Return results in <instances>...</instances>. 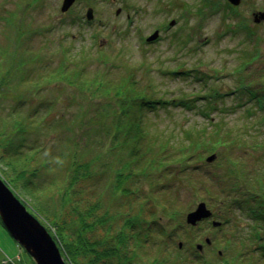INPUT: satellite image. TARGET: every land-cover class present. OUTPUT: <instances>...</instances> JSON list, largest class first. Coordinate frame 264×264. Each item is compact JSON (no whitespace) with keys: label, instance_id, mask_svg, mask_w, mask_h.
Wrapping results in <instances>:
<instances>
[{"label":"rangeland","instance_id":"obj_1","mask_svg":"<svg viewBox=\"0 0 264 264\" xmlns=\"http://www.w3.org/2000/svg\"><path fill=\"white\" fill-rule=\"evenodd\" d=\"M61 1L0 0V87L6 85L0 88V154L8 158L18 148L22 152H28L27 146L36 148V158L28 168L29 172L36 168V174L30 178L38 187L42 204L60 221L70 222L72 218L66 213L69 204H61L69 147L76 150L80 162L92 161L99 150H107L118 103L126 98L123 91L117 95L116 86L92 92L94 82L87 86L75 83L74 71L67 74L68 80L51 79L48 73L53 74L63 65V55L75 54L78 69L83 68L82 72L90 77L104 74L109 83L133 73L138 88L157 101L143 107L141 124L150 138L163 143L161 153H175L186 130L219 122L223 132L220 135L230 131L240 143L232 154L244 155L246 161L254 158L255 153L246 145L264 139V22L253 24L252 13L264 10V0H242L237 8L228 7L225 0H77L64 13L59 9ZM88 7L93 11L90 21L84 17ZM171 20L175 23L169 26ZM156 29L157 39L145 42ZM46 76L47 80H40ZM209 88L223 97L216 98L215 109L205 114L199 107L205 103L202 94ZM187 99L191 101L189 105L182 106ZM192 132L196 135L195 131L188 133ZM2 140L10 143L7 152ZM187 144L190 143L184 141L183 146ZM229 146L225 150L217 147L214 152H202L200 147L192 146L187 153L193 152L195 159L187 166V154H179L172 156V162L147 165V176L136 168L135 174L127 171L124 175L131 176L122 186L132 190L133 195L117 190L111 197L116 171H110L102 175V180L76 185L77 191L83 187L85 192H77L75 199L86 208L91 199L101 196L109 213L121 201L123 213L131 204L133 215L140 212L145 221L155 220L144 232L145 247L141 245L140 250L151 252L150 258L154 248L161 246L178 256L174 264H213L219 249L213 247L212 241L222 231L212 227L210 219L196 227L188 226L192 232L187 234L177 223L182 220L185 225L186 212L201 201L212 211L213 219L229 217L209 197L207 186L198 190L186 184V179L218 171V153L227 156ZM260 152L264 150L255 155ZM210 154L216 158L206 162ZM112 155L113 152L101 153L94 167L101 168L104 161L117 166ZM93 184H97L96 190L89 188ZM135 190L139 192L137 197ZM20 193L24 195L22 190ZM170 204L169 211L178 213L176 219L168 217ZM96 216L91 213L88 221H94ZM235 218L241 223L248 220L231 213L230 219ZM68 224L66 230L71 229ZM142 225L148 228V224ZM100 228L97 225V232L90 236H101ZM171 230L174 237L169 241L164 234ZM178 242L182 243L180 248ZM196 244L202 245L200 251ZM110 246L111 242L104 247ZM2 257L15 264H34L0 222ZM106 259L110 260L104 262ZM98 264L116 263L111 255Z\"/></svg>","mask_w":264,"mask_h":264},{"label":"trees","instance_id":"obj_2","mask_svg":"<svg viewBox=\"0 0 264 264\" xmlns=\"http://www.w3.org/2000/svg\"><path fill=\"white\" fill-rule=\"evenodd\" d=\"M71 54L63 55V59H65L63 65L53 72L54 75L48 73L51 79L68 80L69 76L67 74L74 71L75 75H72V80L77 84H86V86L88 83L94 82L96 85L92 90L94 93L101 92L109 86H116L117 95H120L121 91L126 95V98L118 103L120 106L119 112L115 115L114 131L108 139V148L103 152L98 151L106 155L113 152L112 157L114 156L113 159L116 161L117 166L104 161L101 168H95L94 162L100 157L101 153L97 152L93 155L94 159L92 161L80 162L76 150L73 152L72 145L71 148L69 147L66 154L68 159L67 176L63 187V195L61 196V204L64 206L69 204L70 207H68L66 213L72 218L70 222H67L60 221L42 204L38 187L30 178L31 175L36 174V168L33 167L31 172L28 170L30 168L29 164L36 158V148L27 146L28 152H22L21 148H18V152L12 156H6L8 158H4L0 154V162L2 163L0 176L29 212L47 229L57 244L66 264H98L103 258L111 255L116 264H135V261L138 264H146V262L147 264H174L178 256L174 257L172 252L166 250V247L158 246L157 248L156 246L152 258L149 257L151 252L146 249L145 253H140L141 245L145 247L144 232L150 228V223L155 222V220L145 221L140 212L133 215L131 204L129 209L123 213V202L121 201L114 205L113 213H109L107 209H104L105 206L101 196L91 199V204H87L85 208L75 199L77 192L84 193L85 189L83 190L82 187L77 191L76 185L83 186L92 179L102 180L103 174L116 171L112 179L111 197L116 195L117 190L124 192L125 195H133L132 190L122 186L123 182L131 176V174L124 175L127 171L135 174L134 170L136 168L140 174L147 176L150 167H155L166 161L172 162L174 160L172 156L179 154H187L184 161V166H187L189 161L195 159L192 158L193 152L187 153L189 148L192 149V146L200 147L202 152H214L217 147L225 150V147L229 144L228 155L225 156L220 152L215 160V167L218 168V171L186 179V184L192 188H199L198 190L207 186L205 191L209 197L214 198L217 204L221 206L222 211L229 216L226 219L223 218L220 226L217 227L222 231L221 235L213 238V247L219 249L213 264H264V153L260 152V154L255 155L257 152L264 150V139H256L250 145H246L252 153H255L252 154L254 158L251 161L249 159L246 161L244 155L232 154L234 147L240 146V143L232 137L230 131L220 135L223 133L222 127L219 126V122H215L203 128L186 130L184 139L178 145L179 147L175 153L169 155L161 153L159 148L164 146L163 143L159 139L150 138L148 131L142 128L141 124L143 107L157 101L149 98L142 89L138 88V81L131 75L133 73L127 74L126 78L123 76L118 81L116 79L109 83L104 78V74L90 77L83 73V68H77L78 63L75 62V54ZM65 61L67 64H64ZM47 78L48 76L41 77L40 80H47ZM6 79L5 77L4 81ZM4 86L6 85L0 88ZM222 97L223 95L218 91L213 93V88H209L205 94H202V98H205L206 101L199 108L206 114L215 109L214 104ZM216 98L218 99L216 100ZM183 101H185L182 102L185 105L182 106L189 105L191 102L188 99ZM165 102L168 101H163V103ZM262 121L264 123V118ZM189 131H195L196 135H194V132L188 133ZM0 136L2 135L0 134ZM191 138L194 139L191 140ZM184 141L190 144L183 146ZM5 142L6 144L1 145L3 147L6 145L5 150L7 152L11 148L10 143ZM76 144L75 142V146ZM66 147H68V144ZM156 149H158V152ZM29 153L34 154L30 155ZM147 165H150V167L146 168ZM28 173L30 174L29 177H27ZM89 188L96 190L97 184H93ZM21 190L24 195L20 193ZM138 194L139 192L135 190L136 197ZM25 195L29 197V201L25 200ZM171 202L175 203V200L172 199ZM171 207L172 204L167 209L168 217L176 219L179 217L178 213L175 210L169 211ZM91 213L97 215L94 221H88ZM231 213L237 217L245 216L248 220L241 223L237 218L230 219ZM68 223L71 229L68 227L66 230ZM142 224H148L146 225L148 228ZM97 225L101 226L99 231L102 232V235H98V238L95 239L90 234L97 232L94 230ZM177 226L183 227L186 234L192 232L187 228L188 226L183 225L182 220L177 223ZM164 237L172 241L173 231L164 234ZM109 242H111V246L104 247ZM108 248H110L108 251H104ZM108 260L110 259H106L104 262ZM203 263L209 264L207 262Z\"/></svg>","mask_w":264,"mask_h":264},{"label":"water","instance_id":"obj_3","mask_svg":"<svg viewBox=\"0 0 264 264\" xmlns=\"http://www.w3.org/2000/svg\"><path fill=\"white\" fill-rule=\"evenodd\" d=\"M75 0H62L60 11H67ZM232 5H238L240 0H227ZM119 9L116 10V13ZM85 19L91 20L93 18L92 8L88 7L85 11ZM264 20V11H259L252 14V22L259 23ZM174 21L169 22L172 26ZM158 37V31H153L148 37L147 42H151ZM216 158L215 154L208 155L206 162H212ZM212 212L206 207L205 202H199L195 208L185 214V223L189 226L195 227L201 220L210 218ZM0 221L18 245L24 249L28 256L33 260L34 264H66L58 246L55 241L45 229V227L38 221V219L31 214L25 205L18 199L10 187L0 177ZM211 226L218 227L220 222L218 220H211ZM206 244L210 241L205 238ZM182 245L177 243L178 248ZM197 250L202 249L201 244H196Z\"/></svg>","mask_w":264,"mask_h":264},{"label":"built area","instance_id":"obj_4","mask_svg":"<svg viewBox=\"0 0 264 264\" xmlns=\"http://www.w3.org/2000/svg\"><path fill=\"white\" fill-rule=\"evenodd\" d=\"M7 262V260H4V261H2V264H5Z\"/></svg>","mask_w":264,"mask_h":264},{"label":"flooded vegetation","instance_id":"obj_5","mask_svg":"<svg viewBox=\"0 0 264 264\" xmlns=\"http://www.w3.org/2000/svg\"><path fill=\"white\" fill-rule=\"evenodd\" d=\"M76 1H77V0H76ZM76 1H75V2H76ZM225 1H226V0H225ZM75 2H74V3H75ZM74 3H73V4H74Z\"/></svg>","mask_w":264,"mask_h":264}]
</instances>
